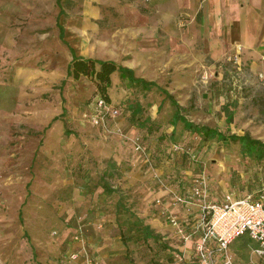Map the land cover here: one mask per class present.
Listing matches in <instances>:
<instances>
[{"label": "rangeland", "instance_id": "rangeland-1", "mask_svg": "<svg viewBox=\"0 0 264 264\" xmlns=\"http://www.w3.org/2000/svg\"><path fill=\"white\" fill-rule=\"evenodd\" d=\"M202 18L200 0H0V264H200L173 193L264 192V156L186 124L264 141V73L205 52ZM72 49L157 84L115 71L122 111L101 115L94 81L67 75ZM228 252L264 264L246 236Z\"/></svg>", "mask_w": 264, "mask_h": 264}, {"label": "built area", "instance_id": "built-area-1", "mask_svg": "<svg viewBox=\"0 0 264 264\" xmlns=\"http://www.w3.org/2000/svg\"><path fill=\"white\" fill-rule=\"evenodd\" d=\"M234 61L237 63L239 59L234 57ZM96 105L101 115L108 112L111 116H116L122 111L100 96L96 99ZM94 120L98 121V118L95 117ZM157 199L161 200L159 197ZM171 200L174 204H193L199 208L195 223L189 222L177 213H171L170 221L185 241L192 237L194 228L200 230L194 248L201 264H216L218 253L222 254V264H232L229 246L242 236L249 237L254 244L255 252L264 254V192H250L238 196L227 193L221 200H212L206 197L204 188L197 185L191 197L178 191L173 193ZM81 256L84 260H80ZM69 257L77 261V264H95L85 250L71 251Z\"/></svg>", "mask_w": 264, "mask_h": 264}, {"label": "crops", "instance_id": "crops-1", "mask_svg": "<svg viewBox=\"0 0 264 264\" xmlns=\"http://www.w3.org/2000/svg\"><path fill=\"white\" fill-rule=\"evenodd\" d=\"M200 8L203 13L200 32L206 33L203 50L217 59L228 53H237L252 71L264 73V0H200ZM170 211L187 212L188 216H180L191 223L197 221L199 214L197 206L185 203L172 206ZM199 234L200 230L194 228L188 247L193 248ZM221 257V253L216 255L219 264Z\"/></svg>", "mask_w": 264, "mask_h": 264}, {"label": "trees", "instance_id": "trees-1", "mask_svg": "<svg viewBox=\"0 0 264 264\" xmlns=\"http://www.w3.org/2000/svg\"><path fill=\"white\" fill-rule=\"evenodd\" d=\"M62 31L63 26L61 24V34ZM72 53V58L70 59L67 65V75H70L73 78H78L81 74L89 76L94 81L97 90L100 93V97H103L107 103L109 102V94L107 91V87L109 86V84H111L112 74L115 71H119L122 77H129L132 83L142 84L146 88L150 87L151 85L157 84L155 80L135 75L133 68L122 65L113 59L84 57L75 54L73 49ZM163 90L168 94L173 103L176 105V113H179L182 106L179 104L174 95L168 89L163 88ZM185 120L187 126L191 129L202 131L207 135L217 134L218 136H222V138L225 140L231 139L234 141H239L241 142L243 149L251 150V152L255 153L258 157L264 156V141L260 138L253 137L248 133H232L230 135H225L224 133H221L220 131L216 130L211 126L194 123L193 121H189L187 119ZM146 229H151V225L146 224ZM246 238L250 240L249 237L246 236Z\"/></svg>", "mask_w": 264, "mask_h": 264}]
</instances>
